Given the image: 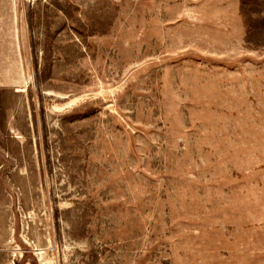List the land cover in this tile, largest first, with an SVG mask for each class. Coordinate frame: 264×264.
Returning <instances> with one entry per match:
<instances>
[{
    "label": "rangeland",
    "instance_id": "rangeland-1",
    "mask_svg": "<svg viewBox=\"0 0 264 264\" xmlns=\"http://www.w3.org/2000/svg\"><path fill=\"white\" fill-rule=\"evenodd\" d=\"M0 264H264V0H0Z\"/></svg>",
    "mask_w": 264,
    "mask_h": 264
}]
</instances>
